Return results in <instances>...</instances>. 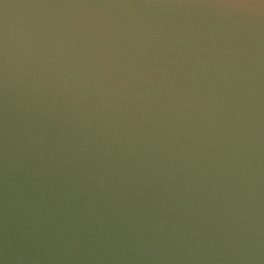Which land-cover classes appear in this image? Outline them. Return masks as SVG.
I'll use <instances>...</instances> for the list:
<instances>
[{"label":"water","instance_id":"1","mask_svg":"<svg viewBox=\"0 0 264 264\" xmlns=\"http://www.w3.org/2000/svg\"><path fill=\"white\" fill-rule=\"evenodd\" d=\"M0 264H264V0H0Z\"/></svg>","mask_w":264,"mask_h":264}]
</instances>
